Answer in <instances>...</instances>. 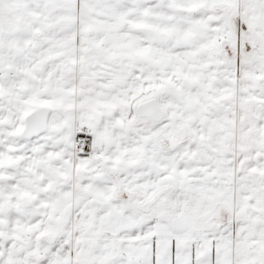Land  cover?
I'll list each match as a JSON object with an SVG mask.
<instances>
[{
  "label": "snow or ice",
  "instance_id": "obj_1",
  "mask_svg": "<svg viewBox=\"0 0 264 264\" xmlns=\"http://www.w3.org/2000/svg\"><path fill=\"white\" fill-rule=\"evenodd\" d=\"M0 264H264V0H0Z\"/></svg>",
  "mask_w": 264,
  "mask_h": 264
}]
</instances>
